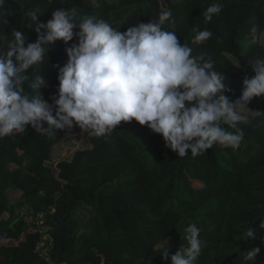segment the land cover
I'll return each instance as SVG.
<instances>
[{"label": "trees", "instance_id": "1", "mask_svg": "<svg viewBox=\"0 0 264 264\" xmlns=\"http://www.w3.org/2000/svg\"><path fill=\"white\" fill-rule=\"evenodd\" d=\"M211 3L222 11L205 23ZM3 7L11 15L8 25L0 22V55L13 28L27 42L37 39L34 26H27L29 10L47 22L52 11L75 7L121 32L171 10L164 27L193 55L214 62L232 101L242 95L244 79L255 75L248 62L264 58L262 39L250 43L253 26L264 30V0H5ZM193 28L213 35L197 44ZM65 47L58 41L30 70L47 81L41 93L49 102L59 88L53 65L66 63ZM248 106L239 150L214 145L195 158L190 152L178 157L161 135L135 120L98 138L78 126L48 137L29 125L0 139V264H165L166 249L171 264V255L187 247L184 229L192 223L204 242L195 264H243V252L254 247L260 248L255 264H264V115L251 112L264 113V97ZM75 130L85 147L54 161L55 147ZM11 191L20 197L13 201ZM246 228L254 229V238L248 239ZM41 241L51 243L48 256L37 247Z\"/></svg>", "mask_w": 264, "mask_h": 264}, {"label": "clouds", "instance_id": "2", "mask_svg": "<svg viewBox=\"0 0 264 264\" xmlns=\"http://www.w3.org/2000/svg\"><path fill=\"white\" fill-rule=\"evenodd\" d=\"M4 5L5 0H0V22L8 25L5 17L11 13ZM222 7L211 3L204 13L205 23ZM26 16L37 39L27 42L28 36L13 28V39L0 55V139L22 134L29 125L48 137L78 126L98 138L112 133L121 122L135 120L161 135L165 147L180 158L189 152L195 158L214 145L234 152L240 149L244 132L239 125L249 122L245 109H250L253 98L264 97V58L248 62L255 75L244 79L242 95L232 101L226 95L231 89L225 75L214 69V62L193 55L191 47L164 27L171 10L123 32L105 19L80 15L75 7L52 11L47 22L38 20L36 10ZM193 31L197 44L213 35L208 29ZM250 36V43L260 44L264 30L253 26ZM58 41L66 45L67 61L53 65L59 88L49 102L41 93L47 81L30 70L44 63ZM200 233L195 223L184 229L187 247L171 255V264H195L204 246ZM245 234L254 238V229L246 228ZM259 252V247L243 252V264H255ZM161 257L167 264L169 249Z\"/></svg>", "mask_w": 264, "mask_h": 264}, {"label": "rangeland", "instance_id": "3", "mask_svg": "<svg viewBox=\"0 0 264 264\" xmlns=\"http://www.w3.org/2000/svg\"><path fill=\"white\" fill-rule=\"evenodd\" d=\"M262 41L264 42V39H262ZM71 130H74V129H71ZM63 142L64 143H62L61 145L55 147L54 161L61 159V158H66V157L68 158L73 154V152L76 149H83L85 147L82 133L76 130L71 133H68L66 136V140ZM11 197L13 201H15L18 197H20V192L11 191ZM41 216H42V213L39 214V217ZM41 220L42 219L40 220L36 219V223H39Z\"/></svg>", "mask_w": 264, "mask_h": 264}, {"label": "built area", "instance_id": "4", "mask_svg": "<svg viewBox=\"0 0 264 264\" xmlns=\"http://www.w3.org/2000/svg\"><path fill=\"white\" fill-rule=\"evenodd\" d=\"M42 217V216H41ZM41 218H39L38 220H40ZM39 224V223H38ZM50 242V241H49ZM48 241H41L38 244V249L42 252L43 255L48 256L49 252H50V246L51 243H49Z\"/></svg>", "mask_w": 264, "mask_h": 264}]
</instances>
